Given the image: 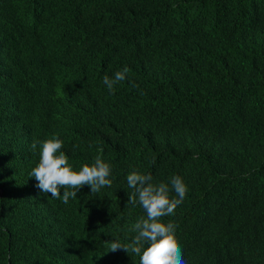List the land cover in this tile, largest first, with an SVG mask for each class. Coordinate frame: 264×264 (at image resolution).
Wrapping results in <instances>:
<instances>
[{"label": "trees", "instance_id": "1", "mask_svg": "<svg viewBox=\"0 0 264 264\" xmlns=\"http://www.w3.org/2000/svg\"><path fill=\"white\" fill-rule=\"evenodd\" d=\"M53 137L112 186L42 193ZM133 170L187 186L162 218L186 264H264V0H0V264H139L109 245L145 215Z\"/></svg>", "mask_w": 264, "mask_h": 264}, {"label": "clouds", "instance_id": "2", "mask_svg": "<svg viewBox=\"0 0 264 264\" xmlns=\"http://www.w3.org/2000/svg\"><path fill=\"white\" fill-rule=\"evenodd\" d=\"M128 72L129 69L124 67L123 70L116 71L112 78L104 75L102 83L110 94H114L116 84L125 81ZM130 84L133 88L138 87L135 83ZM38 146L39 160L29 176L35 178L36 187L42 193L50 194L53 199H60L68 204L70 199H76L77 192L86 185L92 194L112 186L109 178L111 166L100 155L95 157L94 163H85L76 171L69 164L68 155L62 151L63 141L59 138L33 140L30 149L36 152ZM151 181V174L136 170L126 176L127 186L131 189L127 193V204L139 205L145 215L140 216L132 225L130 231L135 235L131 241L125 244L118 240L109 242L110 252L122 250L138 256L139 264H186L175 237L177 225L171 221L164 223L162 218L175 214V210L185 199L187 186L178 175L171 177V187L167 183L153 184Z\"/></svg>", "mask_w": 264, "mask_h": 264}]
</instances>
